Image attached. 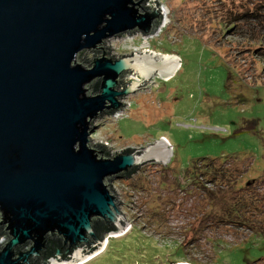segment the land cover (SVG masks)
<instances>
[{
	"label": "rangeland",
	"instance_id": "374dc122",
	"mask_svg": "<svg viewBox=\"0 0 264 264\" xmlns=\"http://www.w3.org/2000/svg\"><path fill=\"white\" fill-rule=\"evenodd\" d=\"M157 3L168 11L157 33L108 38L103 52L121 58L145 47L158 59L176 56L178 68L99 116L90 146L114 156L162 139L170 156L108 180L129 229L82 264H264V0ZM237 201L252 228L215 225Z\"/></svg>",
	"mask_w": 264,
	"mask_h": 264
},
{
	"label": "water",
	"instance_id": "95a60500",
	"mask_svg": "<svg viewBox=\"0 0 264 264\" xmlns=\"http://www.w3.org/2000/svg\"><path fill=\"white\" fill-rule=\"evenodd\" d=\"M162 16L157 0H0V264H81L129 229L108 180L165 165L169 145L109 156L90 146L92 123L179 60L102 46L151 36ZM87 50L102 53L85 64Z\"/></svg>",
	"mask_w": 264,
	"mask_h": 264
},
{
	"label": "trees",
	"instance_id": "16d2710c",
	"mask_svg": "<svg viewBox=\"0 0 264 264\" xmlns=\"http://www.w3.org/2000/svg\"><path fill=\"white\" fill-rule=\"evenodd\" d=\"M98 85H99V83H96V84H94V90L96 91L97 89H98ZM125 85V84H124ZM107 154V153H106ZM215 163H217V162H215V161H210V163L206 166V167H208L207 169H209V170H213L214 172H216V173H222V170H219L220 169V167H215L216 165H215ZM137 170V169H136ZM135 170V171H136ZM134 171V172H135ZM133 173H131L130 174V176L132 175ZM203 174H209V171H206L205 173H203ZM201 175V174H200ZM129 177H121V179H128ZM213 179H216V180H218V176H212V178L210 177L209 179H208V181L209 182H211V181H213ZM238 202H240V201H237V202H235L234 204H233V206L232 207H230L229 209H231V210H229L228 208L226 209V210H229V214H230V218H228V216H229V214L227 215V214H225V215H221L220 217H217V221H216V223H215V225H218V224H221V223H223V224H225V223H232V222H234V223H236L235 221H237V225H239V226H245V227H247V228H252V227H250V225H249V223H248V221H246V219L245 218H243L244 217V215H243V211H239V210H236L237 209V205L236 204H238ZM241 203V202H240ZM235 219H237V220H235ZM239 220V221H238Z\"/></svg>",
	"mask_w": 264,
	"mask_h": 264
},
{
	"label": "bare ground",
	"instance_id": "6f19581e",
	"mask_svg": "<svg viewBox=\"0 0 264 264\" xmlns=\"http://www.w3.org/2000/svg\"><path fill=\"white\" fill-rule=\"evenodd\" d=\"M162 10H164V13H165V15L167 16V14H168V11H167V9L164 7V9H162ZM167 23H168V19L166 18V22H165V24H164V26L165 25H167ZM163 26V25H162ZM164 57H166V56H164ZM162 59H164L163 58V56H162ZM132 76H130V78H131ZM121 109V108H120ZM120 109L118 110V111H120ZM117 112V111H116ZM121 235V234H120ZM119 236V235H118ZM107 241V240H106ZM106 241H105V244H106ZM105 244H104V246H105ZM82 264V263H81Z\"/></svg>",
	"mask_w": 264,
	"mask_h": 264
},
{
	"label": "built area",
	"instance_id": "2783aa9c",
	"mask_svg": "<svg viewBox=\"0 0 264 264\" xmlns=\"http://www.w3.org/2000/svg\"><path fill=\"white\" fill-rule=\"evenodd\" d=\"M142 50H143V52H149L148 49H145V47H142ZM134 52H138V49H135Z\"/></svg>",
	"mask_w": 264,
	"mask_h": 264
},
{
	"label": "flooded vegetation",
	"instance_id": "af4514ba",
	"mask_svg": "<svg viewBox=\"0 0 264 264\" xmlns=\"http://www.w3.org/2000/svg\"><path fill=\"white\" fill-rule=\"evenodd\" d=\"M125 85H126V83H125ZM144 87H145V85L141 88V90L144 89Z\"/></svg>",
	"mask_w": 264,
	"mask_h": 264
},
{
	"label": "crops",
	"instance_id": "0c3cea01",
	"mask_svg": "<svg viewBox=\"0 0 264 264\" xmlns=\"http://www.w3.org/2000/svg\"><path fill=\"white\" fill-rule=\"evenodd\" d=\"M174 56V55H173ZM176 57V56H175Z\"/></svg>",
	"mask_w": 264,
	"mask_h": 264
}]
</instances>
